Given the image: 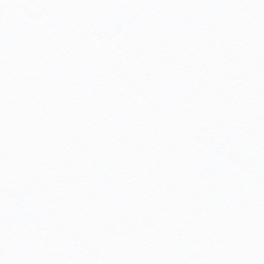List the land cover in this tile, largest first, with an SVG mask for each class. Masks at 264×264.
Masks as SVG:
<instances>
[{
    "label": "snow or ice",
    "instance_id": "1",
    "mask_svg": "<svg viewBox=\"0 0 264 264\" xmlns=\"http://www.w3.org/2000/svg\"><path fill=\"white\" fill-rule=\"evenodd\" d=\"M0 264H264V0H0Z\"/></svg>",
    "mask_w": 264,
    "mask_h": 264
}]
</instances>
